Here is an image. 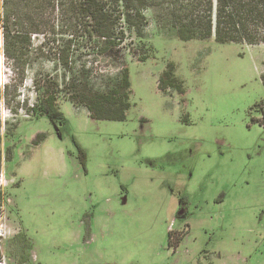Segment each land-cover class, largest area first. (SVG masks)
<instances>
[{
  "label": "rangeland",
  "instance_id": "1",
  "mask_svg": "<svg viewBox=\"0 0 264 264\" xmlns=\"http://www.w3.org/2000/svg\"><path fill=\"white\" fill-rule=\"evenodd\" d=\"M142 13L110 61L79 40L64 67L57 30L51 49L31 36L25 71L1 45L0 264H264V44L181 40ZM122 60L125 117L90 118L69 76L84 66L99 89ZM37 84L57 90L60 126L31 113Z\"/></svg>",
  "mask_w": 264,
  "mask_h": 264
},
{
  "label": "trees",
  "instance_id": "2",
  "mask_svg": "<svg viewBox=\"0 0 264 264\" xmlns=\"http://www.w3.org/2000/svg\"><path fill=\"white\" fill-rule=\"evenodd\" d=\"M144 6L152 10L157 27L176 34L181 40L213 37L221 43L264 44V0H2L0 26L4 56L13 67L25 71L33 63L26 48L31 36L41 35V48L47 46L51 49L48 43L57 41L54 38L57 30L69 36L63 41L61 56L57 59L64 67L69 65L72 46L79 40L91 44L96 49L95 53L105 60H113L120 57V41L127 31L142 36L146 26L142 13ZM58 17L62 22L61 28H57ZM47 34L53 37L46 38ZM122 64L121 72L114 79L106 80L99 89L90 85L89 73L84 66L69 76V97L85 106L90 118L121 120L125 117L124 109L129 105L132 89L128 67L123 60ZM168 80L164 73L159 78V86L173 82ZM37 87L41 89V97L31 107V113L62 118L56 106L57 90L49 89V86L43 88L39 84ZM6 91L7 86L0 88V100ZM43 136L37 138L36 135L37 142Z\"/></svg>",
  "mask_w": 264,
  "mask_h": 264
},
{
  "label": "flooded vegetation",
  "instance_id": "3",
  "mask_svg": "<svg viewBox=\"0 0 264 264\" xmlns=\"http://www.w3.org/2000/svg\"><path fill=\"white\" fill-rule=\"evenodd\" d=\"M57 120V122L59 123V126L61 125V122H62V120H63V117L61 118V117H59V118H57L56 119ZM44 134V133H43ZM4 151H6V153H7V155H6V159H7V162H10V160L12 159L13 160V158H12V154H11V151H10V149L7 147H5V145H4ZM1 144H0V151H1ZM15 153V152H14ZM12 160H11V163H12ZM2 162V170H0V172H2V174H3V176H4V178H5V181H6V184H5V186L4 187H6L8 184H9V180L6 178V175H5V173H4V170H6L8 167H6V165L4 166L3 165V163H4V161H1ZM0 167H1V163H0ZM4 187H2V188H4ZM122 200H123V202H124V197H123V195H122ZM169 239V238H168ZM168 242H169V240H168ZM35 258H34V256H31V260H34Z\"/></svg>",
  "mask_w": 264,
  "mask_h": 264
},
{
  "label": "built area",
  "instance_id": "4",
  "mask_svg": "<svg viewBox=\"0 0 264 264\" xmlns=\"http://www.w3.org/2000/svg\"><path fill=\"white\" fill-rule=\"evenodd\" d=\"M6 184L5 178L2 174V172H0V187L4 186Z\"/></svg>",
  "mask_w": 264,
  "mask_h": 264
},
{
  "label": "crops",
  "instance_id": "5",
  "mask_svg": "<svg viewBox=\"0 0 264 264\" xmlns=\"http://www.w3.org/2000/svg\"><path fill=\"white\" fill-rule=\"evenodd\" d=\"M1 2H2V0L0 1V13H1V11H2ZM1 36H2V43H1ZM2 44H3V35H2V33H1V30H0V47H1ZM1 52H2V51H0V57H1ZM1 79H2V77H1ZM0 85H1V84H0Z\"/></svg>",
  "mask_w": 264,
  "mask_h": 264
},
{
  "label": "bare ground",
  "instance_id": "6",
  "mask_svg": "<svg viewBox=\"0 0 264 264\" xmlns=\"http://www.w3.org/2000/svg\"><path fill=\"white\" fill-rule=\"evenodd\" d=\"M0 84H2V79L0 80Z\"/></svg>",
  "mask_w": 264,
  "mask_h": 264
}]
</instances>
